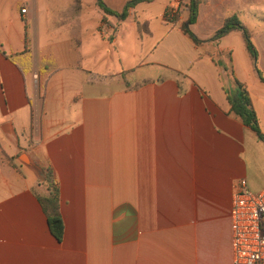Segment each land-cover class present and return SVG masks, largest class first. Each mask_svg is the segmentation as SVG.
I'll return each mask as SVG.
<instances>
[{
    "label": "crops",
    "instance_id": "1",
    "mask_svg": "<svg viewBox=\"0 0 264 264\" xmlns=\"http://www.w3.org/2000/svg\"><path fill=\"white\" fill-rule=\"evenodd\" d=\"M54 1L0 0V264H233L231 199L240 179L264 186V135L228 112L227 91L247 88L264 134V0H202L199 45L181 29L186 0H160L157 38L137 4L127 52L124 19L97 0ZM232 15L256 20H240L256 58L240 30L213 39ZM137 21L154 38L143 57ZM43 168L61 240L37 197Z\"/></svg>",
    "mask_w": 264,
    "mask_h": 264
},
{
    "label": "trees",
    "instance_id": "2",
    "mask_svg": "<svg viewBox=\"0 0 264 264\" xmlns=\"http://www.w3.org/2000/svg\"><path fill=\"white\" fill-rule=\"evenodd\" d=\"M141 1L144 0H129L125 3L121 11L111 9L106 5L104 0H97V4L105 13L116 15L121 19H125L128 16L129 10L131 8H134ZM201 1L202 0H187L186 9L188 11V17L181 24V29L183 30V32L186 33L197 45L201 44V42H203L204 40L200 39L192 31L191 25L195 23L197 19ZM165 14H167V12H165ZM186 24H188V26H186ZM137 27L141 35L149 32L146 22L140 23L137 21ZM235 29L242 32L247 49L249 50L251 55L256 58L257 50L251 39L250 30L242 24V22L237 18L236 15H232L224 21L223 25L217 30L213 39L218 40L222 36ZM258 72L260 78L264 81V75L260 71ZM235 82L236 90L234 92L227 91V99L229 102L228 112L239 118L245 125L250 126L260 137H262V135L264 134L259 127L257 114L255 109L253 108L249 92L239 80L235 79ZM43 182L48 192L47 194H37V197L47 217L49 228L52 234L58 240H61L64 234V222L60 212V190L51 168H43Z\"/></svg>",
    "mask_w": 264,
    "mask_h": 264
},
{
    "label": "built area",
    "instance_id": "3",
    "mask_svg": "<svg viewBox=\"0 0 264 264\" xmlns=\"http://www.w3.org/2000/svg\"><path fill=\"white\" fill-rule=\"evenodd\" d=\"M22 8V12L26 11ZM233 264H264V186L248 188L240 179L234 189L230 211Z\"/></svg>",
    "mask_w": 264,
    "mask_h": 264
},
{
    "label": "rangeland",
    "instance_id": "4",
    "mask_svg": "<svg viewBox=\"0 0 264 264\" xmlns=\"http://www.w3.org/2000/svg\"><path fill=\"white\" fill-rule=\"evenodd\" d=\"M56 1H59L61 4H66L67 2H69L70 4H72V1L73 0H55L54 3ZM90 1L91 0H83L84 7L85 8H86L87 5L90 4ZM108 1L111 2L110 3L111 4L110 6H112L113 9H115L117 11H121L122 10L123 7L121 5H115V4H113L112 3V0H108ZM186 2H187V0H186ZM160 9H161L160 8V0H155V2H153V3H147V2H140V3H138V5L135 7V11H136L135 14H136L137 17L136 16H133V15L132 16H129L128 15L129 17L125 18L124 21H123L124 28H122V31H121V34H120L121 40L123 42V44H122V50L123 51L127 52L128 47H130L129 40H128L129 35H128V32H127V29H128L127 26L128 25L131 26V25H133L135 23L134 22V18L135 17L137 18V20H139L141 22H144V21H148L149 23L151 22L152 23L151 28H153V30H154V37L157 38L158 36H160L161 32L158 31L156 29V26H155V24H156L155 22L157 21V19H159V20L161 19V13H159L160 12L159 11ZM182 11H186V7H184ZM182 11L180 12V14L182 13ZM171 14L175 15L174 12L171 13ZM171 14H170V16H173ZM177 16H178V13H177ZM116 20H118V19H116ZM240 20L246 26H248L249 28H253L254 27V23L256 21L251 16H247V17L242 16L240 18ZM181 24H182V22H181ZM133 33H134V35L137 34L138 36H140V33L138 34V31H137L136 28H132V34ZM232 35H235V34H232ZM140 37L141 38H139L140 41H139L138 48H139V51L141 53V57H143L147 53L146 50L150 46L151 40L153 41L154 38H151L152 37L151 34H148V35L142 34ZM226 39L228 41L229 38H226ZM233 43L234 44H237L236 43V40H233ZM108 44H109V69L116 70V68H119L120 67V64H119L120 61L118 60V57H117L116 53H114V50H115L114 48L115 47H114V45H112L110 43V39H108ZM142 50H143V52H142ZM217 59L220 62H223V61L226 62V63L229 62L228 61V55H226V54H221V55L217 56ZM126 62H127V60H126ZM257 65H258V63H257ZM229 73H231V72L228 71L227 75L226 74L225 75L223 74V78H224V80H225L226 83L228 82L229 79H230V81H233L234 82L233 75L232 74H229ZM263 115L264 114L261 113V118L263 119L262 124L264 123V117H263ZM247 185H248V188H250L249 187V184H248V181H247Z\"/></svg>",
    "mask_w": 264,
    "mask_h": 264
},
{
    "label": "water",
    "instance_id": "5",
    "mask_svg": "<svg viewBox=\"0 0 264 264\" xmlns=\"http://www.w3.org/2000/svg\"><path fill=\"white\" fill-rule=\"evenodd\" d=\"M186 26H188V24H186Z\"/></svg>",
    "mask_w": 264,
    "mask_h": 264
}]
</instances>
